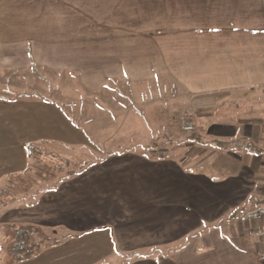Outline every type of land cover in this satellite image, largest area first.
Returning a JSON list of instances; mask_svg holds the SVG:
<instances>
[{"label":"crops","instance_id":"1","mask_svg":"<svg viewBox=\"0 0 264 264\" xmlns=\"http://www.w3.org/2000/svg\"><path fill=\"white\" fill-rule=\"evenodd\" d=\"M0 67L141 98L114 106L125 121L111 153L5 208L1 228L42 231L15 264H264V218L246 217L264 204V105L251 100L264 97V0H0ZM16 102L0 111V178L28 167L5 155L24 151L20 136L52 151L85 144L66 116L82 99L40 103L51 117L39 122ZM184 113L194 130L181 131Z\"/></svg>","mask_w":264,"mask_h":264},{"label":"rangeland","instance_id":"2","mask_svg":"<svg viewBox=\"0 0 264 264\" xmlns=\"http://www.w3.org/2000/svg\"><path fill=\"white\" fill-rule=\"evenodd\" d=\"M34 66L40 65L34 64ZM31 71L32 72L16 70L15 72V69L10 70L0 67V108H3L0 111L2 112V115L7 118V116H12L15 114L14 107L19 106L18 102L16 101H30L32 103H25L24 106H22L24 107L23 115H25V109H27L32 115H37V122H39L45 117H47V119H50L51 117L50 110L42 107V104L40 103H51L53 101V104L58 106V102H65L72 99L73 97L78 98L79 100L82 99L83 102H81V105L85 107V114L83 116L79 114L81 108L80 103L75 106L73 104L68 105L66 103V108L68 111L67 113H69L66 116L73 124L77 125L83 131L82 139L84 138L85 144L76 148H68L66 145H54V147H52V151L49 150V147H47L49 145L39 142L35 143L34 141H26L24 138L25 136L23 135L22 137L20 136L22 139L20 146L24 151L21 152L20 147L15 146V148L10 149V151H4L5 155L6 153L15 155L17 157L16 161L20 162L21 166L27 162L23 157L29 158V162L35 164V166L36 164L40 166V169H33L34 171L31 173V177H33V179L36 177L38 178L42 173H53L56 170L57 164H59L61 168L60 170L57 169V175L54 177L55 181H59L65 179L64 175L69 173L75 174L85 163H90L92 160L100 159L108 153H111V142L114 140L117 134L121 132L123 129V123L125 121L119 117L122 110L120 112L118 109H115L114 106L120 105L123 102L132 101V98L136 100L141 99L139 98V94H136V87L135 91L133 92L135 95L131 94L127 88H117L116 90H118V92L116 93H114V90H111V88H106L98 93H91L82 85L78 75L68 71H46L40 67H36L35 70L32 68ZM251 100H253L255 104L264 105L263 96H254L251 98ZM33 101L38 103V110L36 111L33 108L35 105ZM71 112H74L75 115H70ZM54 116L55 113L53 114V121L55 123L60 122ZM136 121L137 118H134V122ZM100 124H109L101 136V141L98 140V136L94 133ZM181 131L183 132L184 130L181 129ZM172 139H175L178 143H180L178 141L179 139H181L182 142L187 140L184 135H179L177 138L173 137ZM170 141L171 138L166 136L163 142H165L164 144H167ZM55 142L63 143L61 141ZM133 144L141 147V145L137 144L136 142H133ZM87 145H91L93 148ZM127 146L131 147L132 145L131 143H128ZM60 153H62L64 157ZM147 154L156 156V153L154 152H147ZM45 167L46 170L43 169ZM11 175L12 173H7L5 176H2L0 178V184H2L5 177ZM50 184L51 182L40 184L39 189L44 190L45 188L49 187ZM4 196L6 197V195H0V201L4 199ZM5 201L10 202L9 199H5ZM9 202L6 204L7 207L0 204V216L6 212V209L14 204ZM7 226L5 227L7 228ZM5 227L1 228L0 226L2 245L1 255L3 257H5V252L7 255L9 254L8 249L13 240V236L9 233L11 231H8ZM39 230L36 228V232L33 234L34 236L32 237V240H36L41 237L40 232L42 231ZM7 261H9V259H7ZM7 261L3 263L1 262L0 264H8Z\"/></svg>","mask_w":264,"mask_h":264},{"label":"trees","instance_id":"3","mask_svg":"<svg viewBox=\"0 0 264 264\" xmlns=\"http://www.w3.org/2000/svg\"><path fill=\"white\" fill-rule=\"evenodd\" d=\"M32 156V154H31ZM29 156V157H31ZM69 161V160H68ZM91 163L87 162L84 165H82L77 172H80L81 170H84L87 166H89ZM47 167V165L45 164ZM40 166L36 164L30 163L28 164V167L25 169V171L17 174V175H11L8 176L2 184H0V195H6L4 196V199L0 201V204L3 206H7V202L5 199H9V203H14L17 200H30L31 196H33L36 193H40L43 190L39 189V185L47 182H51L50 186L45 189H54L56 188L60 181H55L54 177L57 175V171L60 170V165L57 164L56 170L51 174H40V176L37 178L31 177V173L34 171L33 169H40ZM46 167L43 168L46 170ZM58 169V170H57ZM76 172V173H77ZM41 173V172H40ZM74 175V173H69L67 175H64V178L71 177ZM13 177V178H12ZM16 177V178H14ZM39 179V180H38ZM44 189V190H45ZM12 236L13 240L11 242V245L8 249V255L10 256V259L8 261V264H15V260L19 257H23L24 255H29L30 251V243L32 240V237L34 236L36 232V227L31 224H25V225H16V224H9L6 228Z\"/></svg>","mask_w":264,"mask_h":264},{"label":"built area","instance_id":"4","mask_svg":"<svg viewBox=\"0 0 264 264\" xmlns=\"http://www.w3.org/2000/svg\"><path fill=\"white\" fill-rule=\"evenodd\" d=\"M180 126L184 131H192L195 129L193 122L186 113L182 114L180 117ZM246 217L249 220H262L264 218V204L248 210L246 212ZM256 233L260 236H264V224L256 229ZM259 257L264 261V248L260 250Z\"/></svg>","mask_w":264,"mask_h":264}]
</instances>
